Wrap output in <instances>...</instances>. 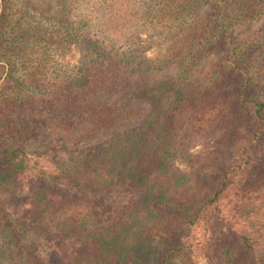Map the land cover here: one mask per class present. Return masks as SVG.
Listing matches in <instances>:
<instances>
[{"label": "trees", "instance_id": "obj_1", "mask_svg": "<svg viewBox=\"0 0 264 264\" xmlns=\"http://www.w3.org/2000/svg\"><path fill=\"white\" fill-rule=\"evenodd\" d=\"M13 1L0 0V191H24V210L36 206L24 218L48 235L11 264H264V51L245 60L226 26L264 18V0H102L86 61L50 73L18 53L29 36L12 27ZM73 1L46 0L71 35ZM101 10L135 30L100 23ZM152 31L164 49L155 60L139 47ZM37 126L80 149L70 177L48 179L54 189L41 159L55 153L26 150ZM198 145L190 170L176 169ZM9 217L0 194V222Z\"/></svg>", "mask_w": 264, "mask_h": 264}, {"label": "rangeland", "instance_id": "obj_2", "mask_svg": "<svg viewBox=\"0 0 264 264\" xmlns=\"http://www.w3.org/2000/svg\"><path fill=\"white\" fill-rule=\"evenodd\" d=\"M73 1L69 5V12H66V15L63 17L65 20L66 26L72 25V28H78L77 31H73V35L68 34L66 27L61 28L59 25V17H62L64 13L61 12V6L57 7L55 5H47L46 0H15L13 1L9 8L12 15L13 26L16 28V33L20 36L25 34L27 37L26 42H23V45L20 46L18 53L20 52L21 57H25L24 60L27 61L26 66L31 67L39 65L41 62L45 66L44 68L47 71L55 72L56 69H61L66 66L67 71H73L74 67L82 65L86 61V56L88 51H84L83 42L92 40L93 33L95 30H98L96 27L97 16L96 10L100 6L102 0H79ZM142 6L143 3H138ZM103 11H98L100 23H105L110 20L114 25H123L129 28V35L133 33L135 23L129 21V18L121 19L108 14L105 17H100ZM111 18L114 20L111 21ZM255 20L251 23L250 27H242L241 20L233 21V17H230L231 22L226 21L227 28L232 35V38L235 39L237 44H246L244 48L249 53L246 55V59L254 61L259 54L264 51V18ZM85 22H89L88 26H84ZM102 26H100L101 28ZM242 29L244 30H241ZM247 27V28H246ZM208 34L214 32V26H210L207 29ZM154 31L150 33L140 34V40L142 43L139 44V47L146 57L150 60L157 59L159 55L164 52L161 44L156 41V35ZM75 35V36H74ZM39 37V38H38ZM38 38V41L36 40ZM96 40V39H95ZM37 57L39 59H37ZM38 60V61H37ZM264 84V81H263ZM264 87H262L263 89ZM261 92L262 97H264V90L261 88L258 89ZM143 103V102H142ZM144 108L145 114L152 110L153 105L150 102H146ZM138 126V123L137 125ZM134 128V127H133ZM26 150L31 153L43 150H51L55 153L54 159H50L51 162L48 163L47 159H41L42 163L47 166V174L50 176L47 178L46 174L45 181L48 188H53V183H51L52 176H62L64 170L67 171L66 176L70 177L68 173L69 168L72 163L77 161L79 158V148L76 147H61L53 141V137L49 136L46 130L42 126H37L33 133L25 142ZM192 158L190 159H178L173 162V165L176 169L180 171H189L192 165V162L195 161V157L202 154L203 147L198 145L192 151ZM38 158L28 155V162L33 164L34 160ZM49 159V158H48ZM31 160V161H30ZM54 163V165H52ZM6 168V167H5ZM4 170V169H3ZM22 177H25L22 176ZM21 177V179H23ZM64 176H62L63 178ZM54 179V178H53ZM24 180V179H23ZM71 180V178H68ZM17 190L19 186V180ZM59 188H62L63 185H58ZM10 190V188L8 189ZM71 194L78 192L76 187L70 189ZM79 193V192H78ZM0 194L4 200V206L8 210L11 217L7 218L6 221L0 222V264H11L14 260L20 259L24 256L31 255L35 253V249L43 242L47 240L46 236L48 231L44 230L43 235H37V232L41 230L39 223L34 221V218L28 216L26 220L24 217L28 212H32L35 204H27L29 210H24L25 203L27 198L25 197L24 191H21L20 195L14 193L12 189L9 191H0ZM116 195L110 194L106 198V204L111 205ZM101 212V211H100ZM107 214L102 215V219H105ZM13 217V218H12ZM25 220V221H24ZM24 228H20L21 225H24ZM25 230V232H24ZM209 225L201 224L195 228V235L198 240H206L210 235ZM31 232V233H30ZM51 250V249H50ZM50 252V251H48ZM48 252L45 254L47 255ZM200 264H205L206 261L198 256ZM49 263L53 262L51 256H48L46 259Z\"/></svg>", "mask_w": 264, "mask_h": 264}]
</instances>
